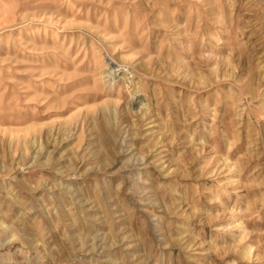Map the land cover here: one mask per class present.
Returning a JSON list of instances; mask_svg holds the SVG:
<instances>
[{
	"label": "rangeland",
	"instance_id": "1",
	"mask_svg": "<svg viewBox=\"0 0 264 264\" xmlns=\"http://www.w3.org/2000/svg\"><path fill=\"white\" fill-rule=\"evenodd\" d=\"M0 264H264V0H0Z\"/></svg>",
	"mask_w": 264,
	"mask_h": 264
}]
</instances>
